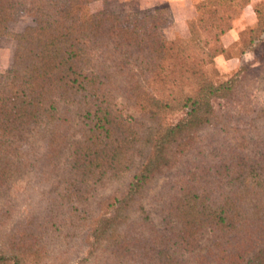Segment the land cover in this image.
Returning a JSON list of instances; mask_svg holds the SVG:
<instances>
[{"label":"trees","instance_id":"trees-1","mask_svg":"<svg viewBox=\"0 0 264 264\" xmlns=\"http://www.w3.org/2000/svg\"><path fill=\"white\" fill-rule=\"evenodd\" d=\"M94 1L0 0V39L21 9L35 22L0 74V264L77 252L78 264H264V105L217 111L240 72L216 83L206 71L250 0L198 2L179 40L166 7L120 14L102 0L88 14ZM255 12L240 55L264 41V0ZM25 173L56 186L9 228ZM167 177L159 228L146 198ZM78 237L84 257L63 242Z\"/></svg>","mask_w":264,"mask_h":264},{"label":"rangeland","instance_id":"rangeland-1","mask_svg":"<svg viewBox=\"0 0 264 264\" xmlns=\"http://www.w3.org/2000/svg\"><path fill=\"white\" fill-rule=\"evenodd\" d=\"M107 1L108 2L106 5L110 6V8H112L115 13L121 14L138 12L141 13V15L152 13V10H143L139 8L138 0H129L128 2H125L123 0ZM104 5L105 3L102 0L94 1L87 6V13H96L102 10ZM169 11L170 10H166L167 16ZM197 21L198 19L193 22ZM33 25H35V22L25 14L24 10L21 9L16 14L13 21L9 25V35L0 39V74H4L12 66L13 55L16 46L15 36L19 33L24 32L26 28ZM166 28L172 29L173 26L170 24V22H168L165 29ZM248 32L249 31H247L245 36H242L244 41L249 37ZM167 37L172 40H179L186 39L189 36L183 38L177 37L175 39L172 36ZM239 39L229 47H225L226 53L218 55L215 58L214 63L206 67L207 73L214 79L216 83L227 81L234 77V74L240 72V79L238 81L239 84L234 94L235 98L232 99L235 101L232 102L225 99H215L213 101L215 109L219 112L225 110H232L236 112L242 110V108L248 104L264 105V91L260 89V84L264 78V41H261V43L257 46L256 53L252 51L240 55L239 53L241 51V44L239 42ZM219 58H221V60L218 62ZM118 108L122 110L124 116L127 119L135 116V113L132 110H129L122 103H119ZM168 181L169 177L160 179L156 187L152 188V190L149 192L148 197L146 198V206L151 213V219L159 228L161 227V219L158 215V209H155V205H159V198L161 195L160 191ZM55 186V183L48 185L39 182V180L37 181V179L34 180L32 173H25L18 180H16L10 190V196L13 199L12 201L14 203V210L12 212L9 228H11L12 226L16 227L18 224H21L30 214L35 202H39L44 197V195H46L49 190L54 189ZM80 240L81 238L78 237L73 240H69L68 242H63L67 243L69 247H77L80 251ZM60 245L66 244L61 243ZM52 249L54 253L59 252L58 246L52 247ZM62 249H64V247H61V250ZM81 254L83 257L85 256L84 253L81 252ZM79 256V252L71 256V264H78Z\"/></svg>","mask_w":264,"mask_h":264},{"label":"crops","instance_id":"crops-1","mask_svg":"<svg viewBox=\"0 0 264 264\" xmlns=\"http://www.w3.org/2000/svg\"><path fill=\"white\" fill-rule=\"evenodd\" d=\"M128 2L129 0H123ZM201 0H138L139 8L143 10H156L166 7L170 10V24L172 29L166 28L167 36L186 37L189 35L188 23L198 19L196 4ZM261 0H250L243 9L241 15L234 21L233 28L222 37L224 47H229L238 41L241 32L247 28H252L257 24V14L255 6ZM221 58L218 59V62Z\"/></svg>","mask_w":264,"mask_h":264}]
</instances>
